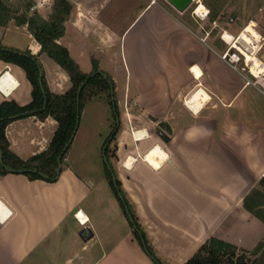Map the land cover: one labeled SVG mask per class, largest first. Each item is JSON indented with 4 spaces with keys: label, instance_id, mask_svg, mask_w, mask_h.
<instances>
[{
    "label": "crops",
    "instance_id": "crops-1",
    "mask_svg": "<svg viewBox=\"0 0 264 264\" xmlns=\"http://www.w3.org/2000/svg\"><path fill=\"white\" fill-rule=\"evenodd\" d=\"M69 2L58 42L82 71L95 63L113 81L122 112L115 175L157 257L182 264L211 236L254 249L264 221L243 200L264 176V95L166 0ZM49 9L37 13L47 18ZM11 24L27 30L10 22L0 35ZM28 35L27 49L40 55ZM41 65L51 92L70 87L62 71ZM0 76V103L30 102L21 66L0 59ZM200 90L207 97L194 108L189 100ZM95 96L106 102L104 93ZM56 127L52 116L14 118L5 126L9 149L26 159L47 148ZM157 145L163 155L153 164L146 156ZM103 178L104 170L94 180L66 163L54 181L0 175V264H155Z\"/></svg>",
    "mask_w": 264,
    "mask_h": 264
},
{
    "label": "trees",
    "instance_id": "trees-1",
    "mask_svg": "<svg viewBox=\"0 0 264 264\" xmlns=\"http://www.w3.org/2000/svg\"><path fill=\"white\" fill-rule=\"evenodd\" d=\"M29 5L30 2L28 1L23 13L16 15L9 4L0 0V26L4 27L10 21H14L16 25H26L27 30L39 43L40 50L50 56L66 71L71 85L63 93H53L48 89L43 73H41L40 77L44 90L43 92L39 84V70L41 69V65L37 57L28 49L19 51L14 48H6L0 44V59L21 66L32 86L31 100L27 104L19 105L14 100H4L0 103V150L2 153L0 175L6 174L8 170L5 167H8L13 172L25 174L29 179L39 178L46 181H54L56 179L57 156L68 141L75 127L77 114L80 117L83 102L92 96L104 93L109 97V104L114 119L115 113L118 114L119 111L116 100L114 99L112 103L110 99V87H114L110 77L103 71H100L95 63H93L90 72L86 73L82 71L78 63L70 56L68 49L58 42V39L64 33V22L70 14L71 3L69 0H53L51 12L47 18H43L37 12L28 14ZM208 9L209 21L216 20L219 14L218 9L209 3ZM82 83L83 85L79 92L77 111L76 95ZM44 97L46 102L43 107ZM22 112H28L25 115H35L39 119L52 116L57 122V127L47 148L26 159L20 158L9 149V144L5 136V126L12 120L7 117ZM119 128V123L113 125L111 140L116 138ZM110 141L105 149V155L112 171L115 173L108 153ZM65 152L61 156V163L64 159ZM103 170L126 218L127 215L124 211L123 203L129 208L133 222L128 221L137 242L155 264H165L157 257L149 243L146 233L142 229L132 209V205L121 187L119 179L116 177V184L123 196V202L113 186L111 173L104 162ZM258 184L259 187L252 189L249 194L244 197L243 205L246 209L264 221V176L259 179ZM134 227H136V229ZM137 229L141 235H139ZM141 239L144 240V245ZM182 264H264V238L254 249L245 250L211 236L208 237Z\"/></svg>",
    "mask_w": 264,
    "mask_h": 264
},
{
    "label": "rangeland",
    "instance_id": "rangeland-1",
    "mask_svg": "<svg viewBox=\"0 0 264 264\" xmlns=\"http://www.w3.org/2000/svg\"><path fill=\"white\" fill-rule=\"evenodd\" d=\"M10 5L12 11L19 15L25 10L26 4L29 1L28 14L37 12L46 15L49 8L52 7L53 0L46 2L45 0H3ZM208 8V3L218 9V17L215 23L209 21L208 17L201 19L196 17L192 11L196 6L195 3L190 4L185 11H183L182 17L198 32L202 37H207L218 45L220 49L226 47L225 42L220 38V33L223 29L236 35L243 29V27L253 20L255 22V30L264 35V0H200ZM35 4H38L35 8ZM34 5V6H33ZM40 5V6H39ZM33 6V8H30ZM47 11H46V10ZM45 11V12H44ZM125 19V18H124ZM14 22V21H10ZM9 22V23H10ZM120 21V25H121ZM8 23V24H9ZM7 24V25H8ZM1 28V27H0ZM0 41L6 48H16L19 51L27 50V44L30 41L28 31L13 24L9 25L5 31H1ZM30 51V50H29ZM31 52V51H30ZM40 65L48 73L52 75L57 71H62L66 75L65 90L70 86V80L66 71L57 64L50 56L45 52H41L40 55L35 54ZM39 56V57H38ZM42 68V65H41ZM106 102L97 96L83 102L78 127L74 135L73 141L65 152L62 163L69 164L74 170L82 174L85 178L89 175L92 179L98 180V177L103 174V158L102 148L106 139L111 135L113 125L116 123L112 115V109L109 104V97L105 95ZM118 107V106H117ZM119 124L121 123L122 112L118 107ZM118 133V132H117ZM115 139H112L109 143V159L112 167L116 162V145ZM90 166V167H89ZM90 169V170H88ZM105 188L114 195L109 187V181L104 173ZM259 187V184L258 186ZM115 197V195H114Z\"/></svg>",
    "mask_w": 264,
    "mask_h": 264
},
{
    "label": "built area",
    "instance_id": "built-area-1",
    "mask_svg": "<svg viewBox=\"0 0 264 264\" xmlns=\"http://www.w3.org/2000/svg\"><path fill=\"white\" fill-rule=\"evenodd\" d=\"M199 0H192V3H195L196 6L194 7L192 13L201 19L207 18L209 9L205 12L203 16L198 15L196 13V7L199 5ZM34 6V5H33ZM31 6L30 8H33ZM215 23V20L212 21ZM228 32L226 29H223L220 33V38L225 42L226 47L221 53L223 59L227 60L230 65L240 73L242 76L244 83L247 85H252L256 89H258L264 95V35L259 33V38L255 40V44L247 43V45H243L238 43L240 47H233L232 43L227 41L223 36L225 33ZM230 33V32H229ZM240 33V32H239ZM239 33L236 35L230 33V35L235 38L239 36ZM203 39V38H202ZM238 48V49H237ZM246 53H249L252 58L248 59ZM257 60L260 67L256 66L257 71H253L252 65L255 64L254 60ZM1 77V76H0ZM77 211L75 214H78ZM89 228L83 227L80 230V235L85 238L89 235Z\"/></svg>",
    "mask_w": 264,
    "mask_h": 264
},
{
    "label": "bare ground",
    "instance_id": "bare-ground-1",
    "mask_svg": "<svg viewBox=\"0 0 264 264\" xmlns=\"http://www.w3.org/2000/svg\"><path fill=\"white\" fill-rule=\"evenodd\" d=\"M200 1V0H199ZM199 5L196 7V13L198 15L203 16L205 14V12L207 11V7L201 3V1L198 3ZM255 26V22L253 20H251L250 22H248L243 29H241L239 36L237 38L233 37L230 35L229 32H226L225 35L223 36L227 41H229L230 43H232L233 47H240L238 45V43H241L243 45H247V43H251V44H255V40L259 38V32L257 30H255L254 28ZM241 48V47H240ZM238 49V48H237ZM243 50V48H241ZM247 58L250 59L252 58L251 55L249 53H246ZM255 64L252 65V69L253 71H257L256 66H259L258 61L255 59ZM196 73L198 72L197 69H195ZM9 79V81L11 82V80L14 82V79L8 74H4V78ZM3 81V80H2ZM206 94H204L201 90L200 91H196L189 100V103L194 107L197 108L198 107V103H201L203 100L206 99ZM143 131H140L137 133V135H142ZM163 152L162 150L157 146H154L153 148L151 147V149L147 152V158L150 159V161L153 162V164H157L159 161V157H162ZM79 216L80 218L85 219L83 213L80 211L79 212ZM85 222V221H84Z\"/></svg>",
    "mask_w": 264,
    "mask_h": 264
},
{
    "label": "water",
    "instance_id": "water-1",
    "mask_svg": "<svg viewBox=\"0 0 264 264\" xmlns=\"http://www.w3.org/2000/svg\"><path fill=\"white\" fill-rule=\"evenodd\" d=\"M170 5H172L176 10H178L179 12H183V11H185L186 9H187V7L191 4V2H192V0H166ZM41 73H42V71H41V69L39 70V84H40V86H41V89H42V91L44 92V90H43V88H42V81H41ZM92 76V75H91ZM82 85H83V83L79 86V88H78V90H77V95H76V105H77V111H78V103H79V92H80V90H81V87H82ZM110 94H111V102L113 103L114 102V96H113V88L112 87H110ZM45 102H46V99H45V97H44V102H43V107H44V105H45ZM113 109H114V106H113ZM28 112H22V113H18V114H14V115H10V116H8L7 118H9V119H14V118H18V117H20V116H23V115H25V114H27ZM115 120H116V124H118L119 123V117H118V114H116L115 113ZM78 122H79V115L77 114V120H76V124H75V127H74V129H73V131H72V133H71V135H70V137H69V139H68V141L66 142V144L64 145V147L62 148V150L60 151V153L58 154V156H57V167H56V177L58 176V174H59V172H60V168H61V162H60V160H61V156H62V154L66 151V149L68 148V146L70 145V143L72 142V140H73V137H74V135H75V132H76V130H77V127H78ZM111 138H112V135H110L109 137H108V139H107V141L104 143V146H103V148H102V158H103V162H104V164L106 165V167L108 168V170L110 171V173H111V179H112V183H113V186L115 187V189H116V191H117V194H118V196H119V198L122 200V202L124 201L123 200V196H122V194L120 193V191L118 190V186H117V184H116V175H115V173L112 171V168H111V166L109 165V163H108V160H107V157H106V155H105V149H106V147H107V145H108V142L111 140ZM0 163L2 164V153H1V150H0ZM8 171H12L10 168H8V167H5ZM123 207H124V211H125V213H126V215H127V218H128V220L130 221V222H133V218H132V216H131V214H130V211H129V208H128V206L125 204V203H123ZM135 229H136V227H134ZM89 230V235L88 236H90V234H91V231H90V229H88ZM137 231H138V233H139V235H141L140 234V232H139V230L137 229ZM81 236V235H80ZM87 236V237H88ZM82 237V236H81ZM87 237H85V238H87ZM83 238V237H82ZM141 242H142V244L144 245V240L143 239H141Z\"/></svg>",
    "mask_w": 264,
    "mask_h": 264
}]
</instances>
